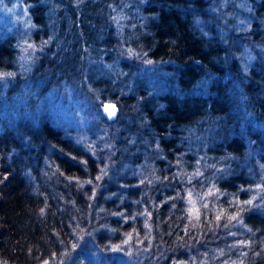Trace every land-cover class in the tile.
I'll list each match as a JSON object with an SVG mask.
<instances>
[{"label": "trees", "instance_id": "trees-1", "mask_svg": "<svg viewBox=\"0 0 264 264\" xmlns=\"http://www.w3.org/2000/svg\"><path fill=\"white\" fill-rule=\"evenodd\" d=\"M21 1L39 49L13 109L0 28V264H264V0L241 24L225 0ZM102 57L118 113L86 140L45 97L91 100Z\"/></svg>", "mask_w": 264, "mask_h": 264}, {"label": "rangeland", "instance_id": "rangeland-1", "mask_svg": "<svg viewBox=\"0 0 264 264\" xmlns=\"http://www.w3.org/2000/svg\"><path fill=\"white\" fill-rule=\"evenodd\" d=\"M128 1L129 3L127 2L126 4H130L131 0ZM245 1L246 0H225L223 2V8H227L228 5L232 4V8L227 13V17L231 21L230 23L241 24L245 21L247 16L245 10L248 9V7L245 5ZM139 4L140 2L135 0L134 5L137 6L135 7V11L140 7ZM122 9L123 10L117 14L119 15V18L126 20L128 19L127 14H125V9ZM27 15V6L23 5L21 0H0V28L3 27L2 29H4V31L12 29V32L17 36V41L19 44V54L17 56L18 58L14 73H5L2 75V77L7 78L6 81H3L5 83V89L12 88L15 83L18 85L15 86V88H12L14 91L13 109H19L25 103L26 98L24 95H18L16 91H18L19 88L23 89L29 87L28 83L30 81V77H32L30 75H32L31 73L36 63L34 56L39 49L33 41V38H31L30 33L25 32L28 25ZM126 49H130V47ZM102 56L105 58L106 53L103 52ZM247 56L249 58L252 57L251 54H248ZM103 57L100 61L93 62L91 68H88L84 75V81H86L85 86L89 96L91 97V100L88 99L86 94L81 95V93H79L76 89L70 87L65 89L59 95L51 93L47 94L45 97L46 100L44 104L48 105V108L50 109V112L53 114V116L67 124L74 134L78 133L83 139L86 140L93 135V130L95 128L92 127V125L98 119L102 118L103 115L106 116L105 106L107 104H114L118 113V105L115 101L102 100L100 97L101 89L106 88V85L108 84V80L105 79L108 76L106 73H111L110 69L107 68V63L103 64ZM8 74L11 75L8 76ZM101 77L104 78L102 79ZM97 79L99 80V87L94 83ZM106 94H109V92ZM41 103L40 106L44 105ZM38 109L39 108L37 107V110Z\"/></svg>", "mask_w": 264, "mask_h": 264}, {"label": "water", "instance_id": "water-1", "mask_svg": "<svg viewBox=\"0 0 264 264\" xmlns=\"http://www.w3.org/2000/svg\"><path fill=\"white\" fill-rule=\"evenodd\" d=\"M114 106V107H113ZM110 112H114V114L110 115ZM105 114L109 119H113L115 118L116 114H117V108L114 104H107L105 106Z\"/></svg>", "mask_w": 264, "mask_h": 264}, {"label": "snow or ice", "instance_id": "snow-or-ice-1", "mask_svg": "<svg viewBox=\"0 0 264 264\" xmlns=\"http://www.w3.org/2000/svg\"><path fill=\"white\" fill-rule=\"evenodd\" d=\"M8 75H11V74H8ZM109 114L112 115L114 114V112H110ZM97 179H99V177H97ZM189 195H191V193H189ZM246 203H251V201H246ZM205 207H207V205H205ZM217 219H219V216L217 217ZM231 219H235V217H231Z\"/></svg>", "mask_w": 264, "mask_h": 264}]
</instances>
